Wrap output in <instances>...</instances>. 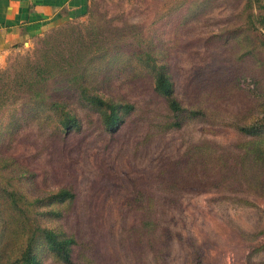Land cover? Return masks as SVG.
I'll return each instance as SVG.
<instances>
[{
    "label": "rangeland",
    "instance_id": "rangeland-1",
    "mask_svg": "<svg viewBox=\"0 0 264 264\" xmlns=\"http://www.w3.org/2000/svg\"><path fill=\"white\" fill-rule=\"evenodd\" d=\"M263 25L264 0H89L81 18L0 59V98L31 67H50L56 80L61 65L94 59L98 76L86 87L134 108L108 133L96 112L71 102L82 133L53 142L49 126L17 132L12 108L0 114V130H16L0 155L35 174L31 194L76 193L71 226L92 242L86 253L96 249L84 264H264ZM154 67L183 109L171 128ZM250 127L254 135L241 131ZM201 143L222 148L238 171L205 190L172 185L164 168Z\"/></svg>",
    "mask_w": 264,
    "mask_h": 264
},
{
    "label": "trees",
    "instance_id": "trees-1",
    "mask_svg": "<svg viewBox=\"0 0 264 264\" xmlns=\"http://www.w3.org/2000/svg\"><path fill=\"white\" fill-rule=\"evenodd\" d=\"M141 56L132 58L137 62H146ZM153 59L151 63H155ZM109 60L107 56L102 66L106 70L110 68ZM93 61L91 59L85 67L83 64L61 65L60 77L56 80L49 72L50 67L25 70L27 73L24 71L26 74L23 73L19 81H13V93L6 91L0 98V114L9 106L16 116L11 123L17 132L22 123L33 122L49 126L47 136L52 142L64 141L80 135L83 130L80 120L69 108V103L76 102L99 115L104 131L117 133L134 108L105 98L94 87H86V84H93L98 76L94 73ZM152 72L155 73L154 90L172 116L173 122L168 125L171 128L183 109L163 68L158 67L157 71L155 68ZM14 128L0 130V144L6 137L14 136ZM241 131L251 135L256 133L251 127ZM229 170L237 172L238 168L228 166L222 148L201 143L189 147L182 157L168 164L163 173L167 174V181L176 187L205 190L225 184ZM34 177L35 174L19 164L18 160L16 164L13 158L0 155V264H42L44 256L60 264L94 261V246L90 254L85 252L91 249L92 242L80 239L75 226H71V208L77 200L73 188L63 186L44 196H34L28 187H32Z\"/></svg>",
    "mask_w": 264,
    "mask_h": 264
},
{
    "label": "crops",
    "instance_id": "crops-1",
    "mask_svg": "<svg viewBox=\"0 0 264 264\" xmlns=\"http://www.w3.org/2000/svg\"><path fill=\"white\" fill-rule=\"evenodd\" d=\"M89 0H0V59L55 26L85 15Z\"/></svg>",
    "mask_w": 264,
    "mask_h": 264
}]
</instances>
